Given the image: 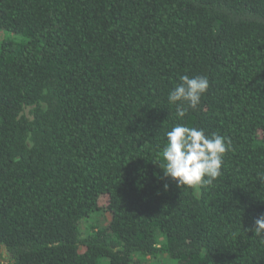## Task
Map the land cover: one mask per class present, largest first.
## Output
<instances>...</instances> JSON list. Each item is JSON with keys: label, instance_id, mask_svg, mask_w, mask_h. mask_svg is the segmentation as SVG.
<instances>
[{"label": "trees", "instance_id": "trees-1", "mask_svg": "<svg viewBox=\"0 0 264 264\" xmlns=\"http://www.w3.org/2000/svg\"><path fill=\"white\" fill-rule=\"evenodd\" d=\"M0 32V264H264V0H0Z\"/></svg>", "mask_w": 264, "mask_h": 264}, {"label": "rangeland", "instance_id": "rangeland-1", "mask_svg": "<svg viewBox=\"0 0 264 264\" xmlns=\"http://www.w3.org/2000/svg\"><path fill=\"white\" fill-rule=\"evenodd\" d=\"M7 37H13L11 34H6ZM5 36L3 32H0V40ZM25 115L28 118H32L31 109L25 108ZM99 205L102 207V211L95 213L89 219L85 220L81 224V229L84 235H87L91 231V226L99 227L105 226L110 222L111 215L106 209L107 197H101ZM141 257V256H140ZM143 260V259H142ZM99 264H110L109 260L103 258L100 260ZM143 264H177L176 260L172 259L168 254L160 253L155 258L144 259Z\"/></svg>", "mask_w": 264, "mask_h": 264}]
</instances>
